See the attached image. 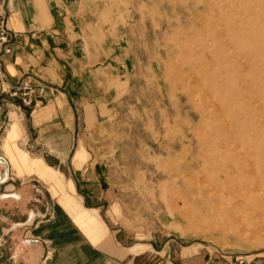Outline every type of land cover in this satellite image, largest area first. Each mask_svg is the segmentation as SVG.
<instances>
[{
  "label": "rangeland",
  "instance_id": "rangeland-1",
  "mask_svg": "<svg viewBox=\"0 0 264 264\" xmlns=\"http://www.w3.org/2000/svg\"><path fill=\"white\" fill-rule=\"evenodd\" d=\"M86 6L115 55L85 190L104 231L134 264H264V0Z\"/></svg>",
  "mask_w": 264,
  "mask_h": 264
},
{
  "label": "crops",
  "instance_id": "crops-1",
  "mask_svg": "<svg viewBox=\"0 0 264 264\" xmlns=\"http://www.w3.org/2000/svg\"><path fill=\"white\" fill-rule=\"evenodd\" d=\"M87 2L93 4L89 12L100 11L95 0H8L9 28L22 37L4 57L5 72L59 93L33 112L11 108L0 127V158L9 168L0 184V264L135 261L104 231L95 215L97 198L87 192L98 184L97 128L110 119L107 98L117 92L108 90L114 51L105 48L104 65L94 38L100 27L87 18ZM3 171L0 164V176Z\"/></svg>",
  "mask_w": 264,
  "mask_h": 264
},
{
  "label": "built area",
  "instance_id": "built-area-1",
  "mask_svg": "<svg viewBox=\"0 0 264 264\" xmlns=\"http://www.w3.org/2000/svg\"><path fill=\"white\" fill-rule=\"evenodd\" d=\"M8 0H0V122L8 120L11 108L27 109L33 112L55 89L44 83H34L27 78L11 79L4 69V57L11 54L13 43L22 34L13 32L8 25ZM5 113V120L2 115ZM241 260L239 264H244Z\"/></svg>",
  "mask_w": 264,
  "mask_h": 264
},
{
  "label": "water",
  "instance_id": "water-1",
  "mask_svg": "<svg viewBox=\"0 0 264 264\" xmlns=\"http://www.w3.org/2000/svg\"><path fill=\"white\" fill-rule=\"evenodd\" d=\"M2 120L4 121L5 120V113L2 115ZM0 162H2V164H5L4 166V178L3 180L1 181V184H4L5 182H7L8 180V176H9V168H8V165L7 163L1 159Z\"/></svg>",
  "mask_w": 264,
  "mask_h": 264
},
{
  "label": "bare ground",
  "instance_id": "bare-ground-1",
  "mask_svg": "<svg viewBox=\"0 0 264 264\" xmlns=\"http://www.w3.org/2000/svg\"><path fill=\"white\" fill-rule=\"evenodd\" d=\"M3 166H5V164H3ZM3 176H4V175H3ZM2 178H4V177H2ZM2 178L0 179V181H2V180H3ZM257 243H261V242H260V241H258Z\"/></svg>",
  "mask_w": 264,
  "mask_h": 264
}]
</instances>
